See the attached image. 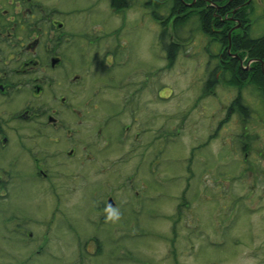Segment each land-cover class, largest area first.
Masks as SVG:
<instances>
[{
	"label": "trees",
	"instance_id": "16d2710c",
	"mask_svg": "<svg viewBox=\"0 0 264 264\" xmlns=\"http://www.w3.org/2000/svg\"><path fill=\"white\" fill-rule=\"evenodd\" d=\"M45 1L40 0L41 3ZM84 1L86 2V0ZM100 1L107 7L106 14L97 10L98 6L95 2H91L85 8H78L81 6L82 0H64V5L67 7L60 9L61 17L66 16L67 18L69 14L68 8L73 9L72 20L75 24L76 21H79L78 17L82 13L91 19L92 26L86 27L88 30L84 29L83 26L79 27V29L75 28L76 34L82 35L84 39H80L85 43L88 42V39L96 40V38L101 37H103V42L110 43L111 39L104 36L112 33L113 37V33L117 29L129 26L130 23L125 18V9L136 7L142 0H138L137 3L136 0ZM228 1L147 0L144 2L143 7L150 9V12H148L149 16L160 29L158 40L159 46L163 50L160 56L161 54L165 55L166 61H164V65H166V69H169L175 63L179 52H186L188 56H191L189 51H193V49H191L190 43H187L188 39L179 35L182 30L193 27L195 23L197 30L204 37L210 38L211 53L206 54L207 52L205 53L204 51L207 61H201L200 63H198L199 61H193V63L197 62L201 66L204 65V69L199 66L198 70L201 74L194 83L196 84L197 82L198 93H182L181 97L174 102L167 101L165 103V100H163L162 104H164V107L162 109H156L155 107L161 99L157 88L172 85L171 83L157 82L160 81V76L155 74L154 61L151 63L137 61L128 52V49L122 50V56L130 57V61H123L124 65L118 67H114L108 61H101L100 65H98L94 61L87 58L84 59L79 56V51L76 48L65 49L64 53H61L60 56L63 61L74 60L70 61V66H67V64L63 65L66 68L63 70L60 81L65 84L63 91L70 95V98L66 101L74 102L73 104L78 103L79 111L73 114L60 111V117L64 122L67 119L64 120L62 115L77 117L80 123L79 131L83 129L82 120L89 122L88 118L104 119L103 122L101 121L102 124H98V127L92 130V133H89V143H86L84 147L85 153L90 152L96 158L104 155V158H106L112 150L122 149L117 158H112L111 161L105 163L114 174V183L105 185H108L113 190L112 194L116 201V207L122 212L120 221L118 223L105 222V200L102 198L99 205L92 207L87 223L73 220L72 224H74V227L72 225H70L71 228L67 225H62V228L68 233L66 236L71 237L70 242H72L70 245L64 244L63 248H67L70 252L73 248L77 251L79 258H83L81 255L87 257L91 242L94 243V249L95 245L99 249L103 245L111 246L113 248L112 252L103 251V254L106 253L115 257L117 260L116 264H154V261L140 255L138 248L136 249L137 252L131 249L135 245H143L147 240L138 242L139 245L137 242H133L132 236L136 232L134 229L141 225L145 227L150 225V223L153 226L152 233H155L157 238L165 242L170 238L176 239L175 241L177 242L174 245L167 243L173 256L180 252L185 256L190 253L196 257L191 252L192 249L188 247L192 245L189 240L194 239L188 235L182 236L178 233V228L180 227L179 230L183 229L185 222H188L199 226L196 231H206L207 236L197 234V238L204 240V236L207 243L213 246L215 260H209L206 257V260H201L200 264H207L208 260L214 264H220V255L228 247L236 245L232 241L233 238L229 233V229L225 227L226 223L230 221L236 223L241 215L248 217V214H250V211L244 205L245 196L236 194L235 183L239 181L248 182V186L245 187V193L250 196L254 193L260 202L264 200V142L262 140L259 141L260 137L255 132L264 124V64L263 70L261 67V63H264V35H253L252 33L254 32L252 30L249 31L248 27L246 28L245 26L249 23V10L252 9V6L247 5L249 3L247 2L248 0H238V2L233 0L232 4L238 5L242 9V11L236 10L234 14H232L233 11L231 13L233 8L227 4ZM41 3H39L40 7ZM54 5L56 8L61 7V4ZM93 10H97L98 14L93 12ZM121 10H124L123 17L117 14V11ZM215 13L220 14V17H215ZM55 16H58V13ZM108 17H112L116 22H109ZM238 20H240V23L242 22L243 27L245 26V34L243 33L244 28H241L240 34L236 32ZM170 21H172L173 33L166 28ZM100 28L102 29L98 31ZM65 32L68 31L66 30ZM187 34L188 32H186V36ZM119 37H122L121 41L129 42L127 37ZM9 43L6 39L1 41L0 57L5 61H21L17 59L20 53L18 51L21 48L15 43H10L14 46H11L10 51H8ZM183 43L184 47L181 46ZM228 48L231 50L229 53H227ZM152 51L155 54L153 48ZM40 52L43 54L42 61L50 63L47 51H43L41 48ZM233 54L236 56H233ZM118 59L116 60L118 61ZM251 60L253 61L249 65L248 62ZM2 63L3 61H0V69L4 68ZM101 69L103 73H101ZM73 70L79 73L80 77L72 79ZM218 86L225 88L231 93L228 95L227 100L223 98L217 100L215 98L220 95L216 91ZM249 93L255 99L246 97ZM192 94H195V99L190 108L185 109L179 106L180 103L185 102V98L189 99ZM121 98L123 99L121 100ZM144 98L146 99L145 101L143 100ZM207 100L212 101L211 107L215 110V117H208L209 127L206 125L202 126L209 133H212L214 138L218 137V135L222 136L217 149L213 151H207V148L211 146L207 143L209 141V133L197 136L189 131V135L186 133V135L191 137L189 144L187 145L181 141V137L185 134L183 128L188 129L186 123L190 122L187 115L193 116V113L199 110L203 112L205 109L202 108V103H206ZM119 102H121V105L116 106ZM167 103L171 105L166 108V111H160L166 107ZM128 105H130V109L127 107ZM196 106H199L200 109H197L198 107ZM114 113H118V115L124 114L122 118L126 126H120L116 120L108 118ZM160 115L163 116V119L157 122ZM235 120L237 123H235ZM250 122L252 125L249 124ZM156 123L160 124L157 128ZM223 123L226 127L225 131H221ZM242 126L247 128L243 129ZM227 141H229V144H226L228 143ZM78 146H80L79 143ZM174 148L177 149L174 150ZM3 149L1 144L0 150L2 151ZM199 149H201V153L198 152ZM81 153H84L83 149H81ZM131 156L135 157V163H131L126 169L123 168L121 161ZM229 156H232L235 163L234 168L231 170L223 166L224 161ZM184 158L189 159L186 163L184 162L186 167L185 178H187L185 181L182 180L184 173L182 160ZM16 167L20 168L15 171L20 177L23 174V170L19 165ZM126 172L131 173V180H123L122 183H118ZM6 173L8 175L9 171ZM101 179L105 180L102 176ZM10 182L12 183L13 181ZM206 182H212L215 185L208 186ZM8 185L4 180V172L0 171V188H3V191H7ZM97 187L100 188V190L96 189L97 196L101 197L103 195L101 193L103 186L99 184ZM134 188L138 192L133 190ZM209 189H214V191L210 196L207 195L213 198L207 206V201L202 195L207 194ZM92 194L94 195V193ZM169 197H171V206L164 203V199ZM217 200L221 201L222 207H213ZM192 203H196L198 205L196 209L202 211L193 214L189 207ZM155 205H158V209L155 208ZM38 209H40V205L30 210L36 211ZM156 213L159 217H163V219L159 220H163L164 225L168 223L169 231L165 234L155 226L160 223L159 220L154 219ZM236 213H238L237 217L234 220L231 219L235 217ZM23 214H27V211H24ZM27 218L29 217H26L25 220H30V218ZM16 220L18 221V218ZM152 221L156 223L153 224ZM55 222L54 220H49L46 223L52 226V223ZM117 226L122 228L116 231L114 235V229ZM32 228L36 229L35 225L32 224ZM73 228H79L80 233L73 230ZM92 228L95 232L88 233V229L90 231ZM149 228L151 230V226ZM50 230H52V236L49 239L47 237L43 239L41 245L38 246L44 245L47 246L48 252L59 253L62 250L60 241L65 237L58 227ZM150 230L148 229L149 233ZM232 231L233 229L231 233ZM86 233L90 236H86ZM18 234V231L12 232L13 240L21 241L24 239ZM250 234L251 238H255L253 232L250 231ZM122 235L123 237L118 240L117 236ZM262 237L264 238V236ZM25 239L26 242H24L23 246L29 247V249H31L32 243L37 242L35 236L29 237L25 234ZM255 240L251 239L250 241L254 242ZM238 243L242 244V240ZM204 244L206 248H209L205 240ZM226 244L227 246H225ZM173 247L174 249H172ZM196 250L198 251V249ZM204 250L199 249L198 256H204L200 254ZM42 252L41 255L35 254L33 256L34 260L38 261L43 257L53 260L54 256L50 253ZM248 253L250 257L246 260L237 255V263L247 264V261L253 257L251 252ZM255 257L258 259L257 264H264V253L261 251L255 252ZM69 261L72 262L70 258H68ZM57 263H59V258L55 257L54 262L50 264ZM61 264L67 263L61 262ZM173 264L178 263L175 262ZM180 264L188 263L181 262Z\"/></svg>",
	"mask_w": 264,
	"mask_h": 264
},
{
	"label": "rangeland",
	"instance_id": "374dc122",
	"mask_svg": "<svg viewBox=\"0 0 264 264\" xmlns=\"http://www.w3.org/2000/svg\"><path fill=\"white\" fill-rule=\"evenodd\" d=\"M81 6L78 8H85L88 6V4H91V2H95L97 4V10L100 11L103 14H106L107 7L104 6L103 2L100 0H82ZM198 1V0H197ZM138 0H136V3ZM46 6H52L54 4H61L62 7H67L64 5V0H46L44 2ZM6 5H9V2L7 0H4L0 6L3 8ZM246 5V4H245ZM248 6H252V9L249 10V23L246 24V28L248 27L249 31L252 30L253 35L257 36H263L264 35V0H249V3H247ZM144 1H140L139 5L128 7L125 9V18L129 21V26L123 27L121 29L122 36L125 38L127 37L129 39V52L130 54L137 60L142 61L143 63H151L154 61V68L155 74L159 75L160 81H157L158 83H171L172 86H162L161 88H157L158 95L161 97L159 100V104L156 107V109H162L164 107V104H162L165 100V103L167 101L174 102L177 101L182 93H198L197 92V82L195 83V80L200 76V71L198 70L199 65L201 61H207L206 60V54L211 53V47H210V41L207 36L204 37V35L201 34L199 30H197L195 23L193 24V27H188L186 30H182L179 35H181L184 38H187V43H190L191 49L193 51H189L188 56L186 52H179L175 63L171 65L169 69H166V65H164L165 55L160 53L163 51L161 49V46H159V40L158 35H160V29L158 25L151 20V16L148 12H150L149 8L146 9L143 7ZM97 10H93V12L97 13ZM236 10H241L240 6L236 8ZM248 13V12H247ZM227 15V14H226ZM228 15H230L228 13ZM108 21L112 22L115 21L112 17H108ZM240 19V18H239ZM79 21H76L77 29L79 27H84V29L88 30L86 27H91L92 22L91 19L86 17L84 13L80 17H78ZM242 23V22H241ZM95 26V24H94ZM245 26L243 27L242 24L236 29V32L239 34L241 33V28L243 29V33L245 30ZM168 30H171L172 32V21L169 22L168 26L166 27ZM186 32H188L186 36ZM67 33V32H66ZM173 33V32H172ZM251 33V32H249ZM245 34V33H244ZM243 34V35H244ZM84 39L82 35L77 34L75 37V32L67 33L65 35H61V38L58 40V46L61 45V48H67V49H73L76 48L79 51V56H82L84 59H88L90 57L89 50L87 48V45L85 47V42L81 41V39ZM82 42V43H81ZM185 43V42H184ZM184 43L181 44L182 47H184ZM180 45V44H179ZM11 46H14L13 44H9V47H7V50L10 51ZM152 48L154 49L155 54L152 51ZM205 51V53H204ZM21 52V51H20ZM231 52V50L228 48L227 53ZM163 53V52H162ZM213 53V50H212ZM68 55L71 56L70 53ZM234 55V54H233ZM193 61H199L194 62ZM46 63V61H44ZM85 62V61H84ZM126 62V61H125ZM124 65V63H123ZM163 67V68H162ZM165 67V69H164ZM201 68L204 69V65L201 66ZM199 72H198V71ZM202 72V71H201ZM48 73L52 75V71L49 70ZM136 74V72H134ZM60 75V73H59ZM198 81V80H197ZM196 85L195 87H193ZM60 85L58 82L57 90L60 89ZM202 90V89H201ZM217 93L220 95L216 96L215 98L217 100H221L222 98L224 100H227L229 93L225 88L223 87H217L216 88ZM45 97V101H42L41 99L40 104L43 105L44 108L49 107V105L53 102L52 98L53 93L48 92L47 94L43 95ZM246 97L255 99V97L249 93ZM123 98H121L122 100ZM195 94H192L189 96V99L185 98V102L180 103L179 106L188 109L192 106L194 103ZM146 100L145 98L143 99ZM17 100H13V102H16ZM158 101V99H157ZM22 97L19 99L18 103H21ZM37 103V100H35ZM122 102V101H121ZM121 102H119L116 106H120ZM47 103V105H46ZM74 103V102H73ZM70 103L68 101H61L60 98H58L57 102L54 103L59 106L60 111H64L65 113L73 114L79 111L78 103ZM196 104V102H195ZM171 105L167 103L166 107L163 110L160 111H166V108ZM212 101L207 100L206 103H202V108L205 110L197 111L193 113V116L190 114L187 115L190 122L186 123V127L188 129H184V135L181 137V141L185 144H189L191 137L189 135V131L195 133L198 135H206L209 132L206 130V128L202 125H206L209 127L208 124V117L211 118L215 117V110L213 107H211ZM129 109L131 108L130 105L127 106ZM197 109H200L199 106ZM211 107V108H210ZM9 108L11 110L13 109L12 105H9L6 107L4 99L0 98V112L7 114ZM49 109H54L50 107ZM255 109V108H254ZM208 110V111H207ZM63 119L66 120L63 122V128L60 131V134L62 135L61 140L64 139H70L67 143L69 146H73L71 143L74 142L75 146L78 147V143L81 148H84L86 146V143L88 142V136L89 133H92V130L98 127V124H102L104 119H92L88 118V121L82 120L83 129L81 131L78 130L79 127V120L77 117L73 115H62ZM124 114L118 115V116H111L108 118H111L113 120H116L120 126H126L125 121L123 120ZM106 119V118H105ZM163 119V116H158L157 122H160ZM31 121V119H29ZM102 121V122H101ZM212 121V119H211ZM235 122H237L235 120ZM2 125L5 126L7 121H1ZM62 123V122H61ZM252 125V123H249ZM38 125V122L36 123V126ZM160 124L156 123V128ZM36 126H32L33 129H35ZM44 126H46V122L44 123ZM225 124L223 125V128L221 131H225ZM41 132L43 135H41ZM40 134V139L37 141H28L26 138V142L23 140L22 136L21 139H19L20 142V149L17 148L13 151L14 155L20 156V160L11 157L10 154L7 153V149L0 150V171L4 172V180L6 181V184L8 185V190L12 192L13 197L17 196L19 193H24L26 190H31L32 188H36L38 185L37 183H32L34 181V176L32 175L34 162L32 159V156L28 152V146H34L35 152H40L39 154H42L44 158H41L42 161V169L49 171L52 173L51 179H54L55 182L53 185L57 186L55 191H47V190H41L39 191L35 197L40 200V204L38 200H35L33 205L30 207L32 209L33 207L39 206L40 209L36 211H31L29 209L30 218L33 219L35 222H42L41 225H43V228L40 229L41 225H38L37 223H34L35 228H31V225L29 222L24 223L23 225H19L18 221L16 220V213L14 210L15 204L13 201H10V206L12 208H9L8 203L5 201L0 200V264H50L51 262H54L55 257L59 258V263L66 262L67 264H116L117 260L115 257L109 256L108 254L104 252H112L113 248L109 245H103L101 249L95 245V249L93 248L94 243L90 242V249L89 253L86 256L81 255L83 258H79L77 255V251L72 248L71 252L67 248H63L64 244L70 245L71 237H67L65 229H63L62 225H67L70 227L72 225L74 227V224H72L73 220L79 221L81 223H87L89 220V215L91 214L92 207H96L100 204V201L105 200V202L109 199V197L112 195V188L108 185H105L107 183H114V174L111 172V168L107 166L105 163H108V161H111L112 158H117L119 152H121V148L114 149L111 152H109V156L104 158V155L94 157L92 161H89L86 159L85 156H83L80 152L71 156L67 153L63 152L65 149H69V146L66 144H57L53 145L49 140L52 139L51 136L48 137L49 130L45 127L42 128ZM258 133L260 139L259 141L264 142V124L261 125V128L255 131ZM183 133V132H182ZM188 133V135H186ZM35 135V134H34ZM220 137H215L212 135V133H209V141L207 143L211 146L207 148V151H213L216 150L219 144ZM229 144V141H227ZM27 144V145H26ZM1 146V144H0ZM59 149V150H58ZM177 148H174L176 150ZM5 151V152H3ZM201 153V149L199 151ZM51 155H55L53 158H51ZM94 160V161H93ZM189 159H183V167H184V173L182 175V180L185 181L187 178H185L186 173V167L185 163ZM185 162V163H184ZM19 163V164H18ZM131 163H135V157L131 156L121 161V166L126 169ZM17 164L22 168V175L18 177L19 174H16L15 172L11 171V168L20 169L17 168ZM234 162L232 159V156H229L226 161H224V167L228 169L234 168ZM9 171V174L6 176V172ZM102 178H105V180H102ZM44 177L41 180V186L44 187ZM123 180H131V173L126 172L122 179L119 180L118 183H122ZM10 181H13L12 183ZM102 185V191L103 194L101 197L97 196V190L99 187L97 185ZM206 185L212 186L215 185L212 182H206ZM5 186V185H4ZM236 186V194L237 195H243L245 196L246 200L244 201V205L247 208V210L250 211L249 216L241 215L237 222L230 221L229 223H226L225 227L226 229H229V233L232 236V241L236 243L235 246L228 247L227 250H225L222 255L219 257V263L220 264H238L237 263V255H240L244 260L250 257L248 252H251L253 254V257L249 259L248 264H257V257H255V252L261 251L264 253V247H263V240L260 233V229L263 226L264 227V200H257L256 195L253 193L250 195H247L245 193V187L248 186V182L245 183L244 181H239L235 183ZM136 192L138 190L134 188ZM214 189H209L207 191V194H203L202 197L206 199L207 206L210 204L212 197H208L207 195H211L213 193ZM94 193V195L92 194ZM164 203H167L171 206V197L164 199ZM165 206V204H163ZM196 203H192L189 207L194 213L200 212L202 210L196 209L197 208ZM223 204H221V201H215L214 208H220ZM66 207L65 209H63ZM211 207V206H209ZM155 208L158 209V205H155ZM166 210V209H165ZM163 212V211H162ZM165 213V212H164ZM20 214L22 215V211L20 210ZM209 215V213L207 212ZM56 215L59 216V220L55 223H52V226L48 225L46 221H52L53 217ZM155 220L163 219V217H159L156 213V216L154 218ZM154 220V221H155ZM208 220V219H207ZM153 222V221H152ZM159 225H155L159 231L162 233H166L169 231L168 223L165 225L163 224V220H159ZM166 222V221H165ZM70 223V224H69ZM156 222H153L155 224ZM185 227L183 229L178 228V233L182 236L188 235L194 240H189L191 242V246H188L189 249H192L191 252L194 253L196 257L193 256V254L188 253V256L183 255L180 252H177L174 256L171 254V251L167 245V243H170L174 245L177 241H175V238H170L168 241H164L162 239H159L156 237L155 233H152L153 226L147 225L143 227L141 225L138 228L136 227L134 229L135 235L132 236L133 242H144L143 245L140 246H134L131 249L137 252V248L139 249L138 253L140 255L144 256L148 260L154 261V264H173L181 262H187L188 264H200L201 260H206V257L209 258V260H215V255L213 256V246L209 245L207 243V240L203 236V239L205 240L206 245H208L209 248H206L204 246V240L202 238H197V234H204L207 236V232L204 230L196 231V229L199 227L195 223H188L185 222ZM29 226V227H28ZM151 226V230L149 228ZM261 226V227H260ZM59 228L60 232L62 231V235L65 237L60 241V245H62V250L59 251V253H55L53 251L47 250V246H38L41 245V240L37 238V242L32 243L31 249L29 247L23 246L24 242H26L25 239V232L23 233L21 241H15L13 240L11 234L12 232H17L18 228H21L23 231H27L32 229L33 231H39L41 239H45L48 236L49 230L51 228ZM71 228V227H70ZM122 227L117 226L114 229V235L116 234V231L121 230ZM143 228V229H142ZM150 230V233L148 231ZM233 229L232 233L231 230ZM72 230V229H71ZM76 232L80 233L79 228H73ZM193 230V231H192ZM70 231V229H68ZM249 231V232H247ZM250 231L255 233V238H251ZM94 229L92 228L90 231L88 229V233H94ZM195 233V234H194ZM245 235V237L243 236ZM71 236V235H70ZM86 236H90L86 233ZM122 236H117V239L120 240ZM241 238V239H240ZM251 239H256L254 242L250 241ZM240 240H242V244L238 243ZM175 241V242H174ZM231 241V242H232ZM108 243H110L108 241ZM213 243V242H212ZM227 243V242H226ZM229 245V243H227ZM227 244L225 246H227ZM139 245V243H138ZM43 247V248H42ZM20 248V249H19ZM174 249V247L172 248ZM198 249H208L202 251L200 254L204 256H198ZM30 250V252H29ZM43 250V252H42ZM134 251V252H135ZM42 253H50L52 256H54L53 260H48L46 257L40 258V260L36 261L34 260V255H41ZM61 252V254H60ZM65 254H64V253ZM63 253V255H62ZM150 255V256H148ZM148 256V257H146ZM68 258L72 260V262H68ZM200 259V260H199ZM207 261V264H214L211 261Z\"/></svg>",
	"mask_w": 264,
	"mask_h": 264
},
{
	"label": "flooded vegetation",
	"instance_id": "af4514ba",
	"mask_svg": "<svg viewBox=\"0 0 264 264\" xmlns=\"http://www.w3.org/2000/svg\"><path fill=\"white\" fill-rule=\"evenodd\" d=\"M7 1L9 2V5H6L3 8L0 6V43L3 39H6L8 42L18 45L21 48L18 52H21L19 53L17 59H20L21 61H5L0 57V61H3L2 64H4V68L0 69V98L4 99L6 107L9 105H12L13 107L12 110L9 108L8 112H6L7 114L0 112V142L3 148L8 150L7 153L10 154L11 157L20 160V156L14 155L13 151L17 148L20 149L19 139H21V136L25 142L26 138L28 141H37L40 139L39 133L43 127L49 130L48 137H52L50 140L48 138V142L53 145H57L59 143V145H68L67 142L70 139L67 138L61 140L60 138L62 137L60 131L63 128L64 121L60 117L59 106L54 103L57 102L59 97L63 102L70 98V95L63 91L65 84L62 83L60 79L64 68H66L63 65L67 64V66H70V61L74 60L63 61V58L60 55L61 53H64V50L67 48H61V45L58 46L57 42L61 38V35L75 32L76 26L72 20L73 9L71 8H68L69 14L67 18L66 16L61 17V7L56 8L55 5H52L51 7L46 6L44 3H41L40 0L39 2L38 0ZM142 1L145 2L147 0ZM3 2L4 0H0V4ZM232 2L233 0H229L227 4L233 8L231 13L232 11H234L233 13H236L235 10L238 5L232 4ZM236 2H238V0H236ZM39 3H41L42 8L39 6ZM54 13L55 15L58 13V16H55ZM117 14H120V16L123 17L124 10L117 11ZM215 17L219 18L220 14L215 13ZM101 29L102 28L98 31ZM120 29H117L113 33V37L112 33L104 36L111 39L110 43L103 42V37H101L96 38V40L88 39L87 43L84 45L82 44L83 47L87 45L89 50L90 57L88 60L94 61L98 65H100L101 61H108L109 64H113L114 67L123 65V61H130V57L122 56L123 49H128L129 52L130 44L127 41H121L122 37L120 38L119 36H122V32ZM66 30L68 31L67 33L65 32ZM76 36L77 34L75 32V37ZM0 47L2 46L0 45ZM41 48L43 51H47L50 63L42 61L43 59L41 58L43 54L40 52ZM116 59H118V61ZM251 62L252 61H249V65H251ZM263 64L264 63L262 62V70ZM49 70L53 72L52 75L48 73ZM101 73H103L102 69ZM78 77H80V74L73 70L72 79H76ZM58 82L61 86L59 90H57ZM48 92L53 93V97L49 98H52L54 103H51L49 107L46 106V108H44L38 100L41 99L42 101H45V97H43V95ZM21 97L23 102L18 103ZM13 100L17 101L13 102ZM35 100H37V103ZM50 107L54 109H49ZM112 116L116 117L118 116V113H114ZM29 119H31V121H29ZM1 121L11 123H7V125L3 126ZM37 122L38 125L36 126ZM45 122L46 126H44ZM32 126H36L35 129H33ZM242 127L243 129L247 128L246 126ZM41 135H43L42 132ZM72 145V147L68 145L69 149H65L63 152L73 156L79 152L81 153V149H83L84 153L81 154L89 161L93 159L92 153H85L84 148H81L80 146L76 147L73 143ZM27 148L34 162L32 172L34 181L32 183L36 182L38 186L36 188H32L31 190H26L24 193H19L15 197L11 196L12 192H10L8 188H6L7 191H3V188H0V200L6 201L9 208H12L10 206V201H13L15 204L14 210H16L15 213L17 214L16 218H18V224L23 225L24 223L29 222L32 228V224L34 225V223H37L38 225L42 224V222H35L29 217L31 214L29 209L33 205L34 201L38 200L40 204V200L37 199L35 195L43 189L53 192L56 190L57 186L53 185L55 178L51 179L52 177L49 176L52 175V173L42 169L41 158L43 159L44 156L39 154L40 152H35L34 146L27 145ZM54 156L55 155H51V158ZM16 170L17 169L14 165V168H11V171L15 172ZM43 177L44 187L40 185ZM107 203H112L116 206L113 194L105 202V205ZM20 210L22 211V215L20 214ZM24 211H27V214H23ZM237 214L238 213H236L235 217H232L231 219L234 220L237 217ZM26 217H29L30 220H25ZM52 217V221H56L57 219L59 220V216L57 217L54 215ZM42 228L43 225H41L40 229ZM17 231L20 236H22L25 232L29 237L35 236L42 241L39 231L35 232L32 229L23 231L21 228H18ZM260 233L264 236L263 226L260 229ZM51 236L52 230H49L47 238L49 239ZM243 236L245 237V235Z\"/></svg>",
	"mask_w": 264,
	"mask_h": 264
},
{
	"label": "clouds",
	"instance_id": "9594fccd",
	"mask_svg": "<svg viewBox=\"0 0 264 264\" xmlns=\"http://www.w3.org/2000/svg\"><path fill=\"white\" fill-rule=\"evenodd\" d=\"M105 222L118 223L122 218L121 210L112 203H107L104 208Z\"/></svg>",
	"mask_w": 264,
	"mask_h": 264
}]
</instances>
